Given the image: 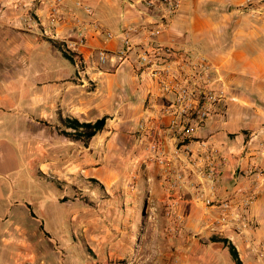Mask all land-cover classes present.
Returning a JSON list of instances; mask_svg holds the SVG:
<instances>
[{
	"label": "rangeland",
	"instance_id": "1",
	"mask_svg": "<svg viewBox=\"0 0 264 264\" xmlns=\"http://www.w3.org/2000/svg\"><path fill=\"white\" fill-rule=\"evenodd\" d=\"M22 1L14 2L24 8L27 19H37L34 8L45 2L26 0L24 5ZM39 36L52 39L43 31ZM56 40L61 51L46 43L38 51L43 55L32 54L30 63L23 65L28 66L29 78L42 66L53 69L52 60L60 57L58 73L49 70L45 79L29 78L34 86L23 88L29 93L0 94L4 108L0 116L9 122L7 130L21 132V156L12 155L17 166L0 164V264H88L105 258L124 264H175V239L180 234L171 235L164 215L165 166L146 161L137 142L144 107L140 109L137 97L131 102L121 100L115 81L102 82L100 70L114 72L112 66L118 67V61L112 66L108 61L98 64L95 51L87 60L82 56L81 61L69 60L71 46ZM55 77H60L59 101L51 88ZM58 115L80 122L104 116L105 123L84 143L67 133L74 130L62 125ZM187 176L193 186L183 190L179 210L188 196L195 217L186 231L206 244L215 234L204 226L202 207L194 201L198 193H207L206 181L192 172ZM260 226L253 220L252 238L264 250L259 244L264 246V238L256 232ZM204 231L210 233L203 235ZM243 249L240 257L235 250L241 264H264V251L259 258L244 245Z\"/></svg>",
	"mask_w": 264,
	"mask_h": 264
},
{
	"label": "crops",
	"instance_id": "2",
	"mask_svg": "<svg viewBox=\"0 0 264 264\" xmlns=\"http://www.w3.org/2000/svg\"><path fill=\"white\" fill-rule=\"evenodd\" d=\"M14 1L0 0V94L29 93V89L23 90L34 86L29 78L32 77L35 81L37 77L44 76L45 79L49 70L53 74L60 71V57L52 60L53 69L50 65L42 66L29 78L28 66L23 65L27 60L30 63L32 54L43 55L38 54V51L46 43L50 47V42L39 35L41 24H46L47 5L54 0H45L44 5L34 8L37 19L33 20L27 19L24 8L17 7ZM76 1L89 5L92 13H86L75 4ZM138 1L60 0L61 15L50 31L70 46L77 39V33L87 28L86 42L71 49L85 60L100 46L114 52L120 45L119 40L113 38L102 44L100 29L118 32L125 26L142 22L137 9L141 6ZM242 2L243 0H182L166 27L153 38L160 44L181 46L200 53L216 69V85L222 90L223 99L216 105L215 113L195 132L194 138L212 144L229 157L230 152L244 148V156L240 159L242 163L254 161L264 169V5L262 9L252 10L242 7ZM23 4L27 5L26 0ZM26 24L34 27L27 29ZM95 24L99 25V29L94 31L92 26ZM138 36L142 34L139 33ZM132 59L134 56L130 54L129 60L119 63L118 58L112 56L108 65L112 66L118 61V67L112 66L116 68L114 72L100 70L101 79L108 85L115 81V92L121 100L127 98L126 102H131V99L135 101L137 97L136 101L142 109L145 96L148 91L154 92V88L147 80H138L133 72ZM55 78L51 88L56 92L55 99L59 101L60 88L57 80L60 77ZM42 85L45 89L46 83L42 82ZM107 92L114 93L111 89ZM74 105L75 102L71 104ZM1 110L4 108L0 107ZM42 112L45 110L42 109ZM8 125L9 122L0 116V164L11 169L17 166V158L12 155L17 153L21 156L18 150L21 132L7 130ZM260 144L261 151L258 150ZM188 146L193 150L199 148L197 140L190 141ZM235 162L231 157L227 171L218 182L217 194L220 198L232 187L233 173L236 174V179L241 178V168L237 170ZM181 210L183 218L185 215V223L180 236L175 239L178 246L174 251L177 257L174 259L175 264H235L228 247L222 241L211 240L201 244L193 234L186 231L189 230L186 228L193 226L195 217L194 205L188 196L182 203ZM250 216L252 220L261 223L256 232L264 238V187L250 207ZM161 222L163 223V219ZM160 233L162 232L159 231ZM208 233L210 232L204 231L203 235ZM214 234L226 239L225 236Z\"/></svg>",
	"mask_w": 264,
	"mask_h": 264
},
{
	"label": "built area",
	"instance_id": "3",
	"mask_svg": "<svg viewBox=\"0 0 264 264\" xmlns=\"http://www.w3.org/2000/svg\"><path fill=\"white\" fill-rule=\"evenodd\" d=\"M138 2L142 22L125 26L118 32L100 29L102 44L117 38L120 45L114 52L105 46L96 48V61L103 64L113 56L120 62L129 60V55L133 54L132 67L138 80H147L154 88V92L148 91L143 100L137 142L146 161L165 166L164 215L171 235L182 232L184 218L179 205L183 190L193 186V180L187 176L192 172L197 178L204 179L207 185L204 196L199 193L194 196L205 215L204 226L212 233L225 236L239 257L244 245L245 250L261 258L264 250L259 249L252 238L250 207L264 187V169L254 161L242 163L244 148L230 152L236 161L235 168H241V178L236 179L233 173L232 187L220 198L218 182L227 171L231 157L212 144L194 138L195 132L215 113L216 105L223 99V92L216 85V69L200 53L181 46L160 44L153 38L166 27L182 0ZM60 4V0H54L47 5L46 24H41V31L52 39L59 38L50 29L60 18ZM75 4L86 13H92L89 5L78 1ZM263 5L264 0H243L241 3L242 7L252 10L262 9ZM92 27L94 31L99 29L97 24ZM86 30L84 28L77 33V39L70 45L72 49L86 42ZM139 33L142 36H138ZM192 140L198 141L199 148L193 150L188 146ZM261 147L260 144L258 150L261 151ZM259 244L264 247L262 242Z\"/></svg>",
	"mask_w": 264,
	"mask_h": 264
},
{
	"label": "trees",
	"instance_id": "4",
	"mask_svg": "<svg viewBox=\"0 0 264 264\" xmlns=\"http://www.w3.org/2000/svg\"><path fill=\"white\" fill-rule=\"evenodd\" d=\"M47 41L51 43L52 46H54L57 49H60V43L56 39L47 38ZM61 51V49H60ZM76 57L78 61H81V55L75 51H72L68 56H66L67 59L72 60V58ZM58 120L61 122L62 125L66 127L72 128L73 132H67L68 134H74L77 138L81 139L84 143H87L98 131H100L105 123V117L97 118L94 121H88V122H80L77 118H63L58 115ZM210 239L212 241H222L227 247L228 251L230 253V256L232 260L235 262V264H241L237 253L233 246L229 243H227V240L225 238L218 237L216 235H211ZM88 264H124L122 261L117 260H111L108 258H105L103 260H96L94 262H90Z\"/></svg>",
	"mask_w": 264,
	"mask_h": 264
}]
</instances>
